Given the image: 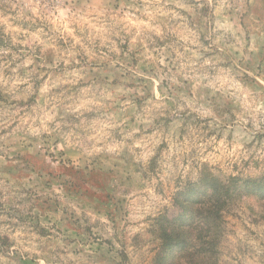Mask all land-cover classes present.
I'll use <instances>...</instances> for the list:
<instances>
[{
    "label": "rangeland",
    "instance_id": "rangeland-1",
    "mask_svg": "<svg viewBox=\"0 0 264 264\" xmlns=\"http://www.w3.org/2000/svg\"><path fill=\"white\" fill-rule=\"evenodd\" d=\"M208 177L238 189L195 264H264V0H0V264H158Z\"/></svg>",
    "mask_w": 264,
    "mask_h": 264
},
{
    "label": "trees",
    "instance_id": "trees-1",
    "mask_svg": "<svg viewBox=\"0 0 264 264\" xmlns=\"http://www.w3.org/2000/svg\"><path fill=\"white\" fill-rule=\"evenodd\" d=\"M214 180L216 181L214 177L200 179L194 183L193 187L182 192L183 195L187 196L186 201L183 202L182 200L179 207L168 209L163 214L162 218L167 222L163 223L161 229V237L164 242L158 264H165L181 256H188L191 263L195 264L199 258L197 251L202 252L203 257L212 260L211 257H213L218 244L217 233L211 231L210 234L200 233L196 235L197 227L195 226L200 222V232L210 227L216 230L214 224L218 218H222L221 214L227 203V197L238 189L237 185L232 186L231 182L216 184L212 182ZM241 188L258 192L264 199V178L251 177L245 179ZM199 242L200 246L198 245ZM203 251L210 257L205 255Z\"/></svg>",
    "mask_w": 264,
    "mask_h": 264
},
{
    "label": "clouds",
    "instance_id": "clouds-1",
    "mask_svg": "<svg viewBox=\"0 0 264 264\" xmlns=\"http://www.w3.org/2000/svg\"><path fill=\"white\" fill-rule=\"evenodd\" d=\"M102 13L94 6H85L77 8L72 4H68L64 7H58L55 10L48 12L43 19L49 20L57 30L70 36L74 43H78L76 36V29L84 23H88L89 18L99 16ZM227 86L231 88L232 85L228 81L222 82L221 88ZM207 87L208 85H203Z\"/></svg>",
    "mask_w": 264,
    "mask_h": 264
}]
</instances>
